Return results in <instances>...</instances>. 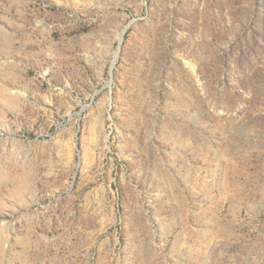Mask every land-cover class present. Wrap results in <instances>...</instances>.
Wrapping results in <instances>:
<instances>
[{
  "label": "rangeland",
  "instance_id": "374dc122",
  "mask_svg": "<svg viewBox=\"0 0 264 264\" xmlns=\"http://www.w3.org/2000/svg\"><path fill=\"white\" fill-rule=\"evenodd\" d=\"M0 264H264V0H0Z\"/></svg>",
  "mask_w": 264,
  "mask_h": 264
}]
</instances>
